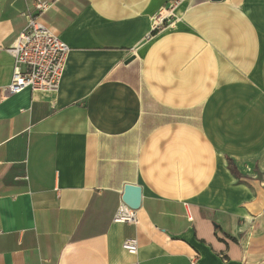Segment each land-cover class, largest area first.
Here are the masks:
<instances>
[{
	"label": "crops",
	"instance_id": "crops-1",
	"mask_svg": "<svg viewBox=\"0 0 264 264\" xmlns=\"http://www.w3.org/2000/svg\"><path fill=\"white\" fill-rule=\"evenodd\" d=\"M49 1L59 88L7 94L33 0H0V264H264V0Z\"/></svg>",
	"mask_w": 264,
	"mask_h": 264
},
{
	"label": "built area",
	"instance_id": "built-area-1",
	"mask_svg": "<svg viewBox=\"0 0 264 264\" xmlns=\"http://www.w3.org/2000/svg\"><path fill=\"white\" fill-rule=\"evenodd\" d=\"M181 0H170L153 17L156 29L165 20L174 16L175 8ZM49 0H33L32 8L25 13L27 23L7 51L14 58L10 83L5 87L7 94H15L26 88L54 92L59 88L69 51L68 45L42 20V15L50 8ZM23 66V69L21 68ZM136 210L120 202L113 221L135 223ZM191 220V216H188ZM122 248L129 253L138 250L135 238H127Z\"/></svg>",
	"mask_w": 264,
	"mask_h": 264
},
{
	"label": "water",
	"instance_id": "water-1",
	"mask_svg": "<svg viewBox=\"0 0 264 264\" xmlns=\"http://www.w3.org/2000/svg\"><path fill=\"white\" fill-rule=\"evenodd\" d=\"M217 1V0H213ZM133 56L129 57L126 63L131 61ZM142 192L141 187L136 184L126 183L123 185V190L121 194V202L127 205L133 210H138L141 206Z\"/></svg>",
	"mask_w": 264,
	"mask_h": 264
},
{
	"label": "trees",
	"instance_id": "trees-1",
	"mask_svg": "<svg viewBox=\"0 0 264 264\" xmlns=\"http://www.w3.org/2000/svg\"><path fill=\"white\" fill-rule=\"evenodd\" d=\"M229 166H230L231 170L234 171V167L232 166L230 160H229Z\"/></svg>",
	"mask_w": 264,
	"mask_h": 264
}]
</instances>
